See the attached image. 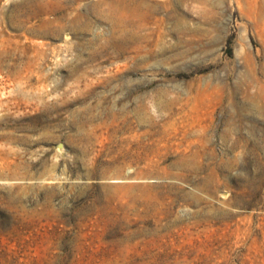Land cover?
Returning <instances> with one entry per match:
<instances>
[{"label":"rangeland","instance_id":"1","mask_svg":"<svg viewBox=\"0 0 264 264\" xmlns=\"http://www.w3.org/2000/svg\"><path fill=\"white\" fill-rule=\"evenodd\" d=\"M0 264H264V0H0Z\"/></svg>","mask_w":264,"mask_h":264},{"label":"bare ground","instance_id":"2","mask_svg":"<svg viewBox=\"0 0 264 264\" xmlns=\"http://www.w3.org/2000/svg\"><path fill=\"white\" fill-rule=\"evenodd\" d=\"M128 2H129V1H128ZM126 3H127V2H126ZM136 4H137V3H136ZM153 4H154V3H153ZM127 5H128V4H127ZM119 6H120V5H119ZM114 7H115V6H114ZM129 7H130V6H129ZM161 7H162V6H161ZM119 9H120V8H119ZM119 9H118V10H119ZM116 14H117V13H116ZM119 14H120V13H119ZM119 14H118V15H119ZM146 14H147V13H146ZM122 15H123V14H122ZM122 15H121V16H122ZM148 15H149V14H148ZM114 16H115V15H114ZM101 17H102V16H101ZM116 19H117V18H116ZM123 19H124V18H123ZM123 19H122V20H123ZM122 20H121V21H122ZM112 22H113V21H112ZM112 22H111V24H112ZM115 22H116V21H115ZM119 22H120V21H119ZM133 23H134V22H133ZM85 26H86V25H85ZM146 26H147V25H146ZM86 27H87V26H86ZM84 29H85V28H84ZM124 30H125V28H124ZM141 31H142V30H141ZM122 35H123V34H122ZM120 42H121V41H120ZM163 43H164V42H163ZM140 44H141V43H140ZM135 45H136V44H135ZM159 45H160V44H159ZM116 46H117V45H116ZM135 50H136V49H135ZM140 56H141V55H140Z\"/></svg>","mask_w":264,"mask_h":264}]
</instances>
